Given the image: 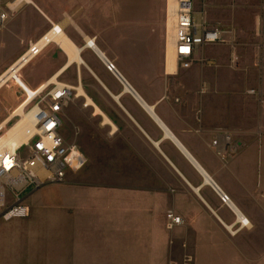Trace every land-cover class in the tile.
I'll use <instances>...</instances> for the list:
<instances>
[{"label":"crops","instance_id":"1","mask_svg":"<svg viewBox=\"0 0 264 264\" xmlns=\"http://www.w3.org/2000/svg\"><path fill=\"white\" fill-rule=\"evenodd\" d=\"M33 7L49 30L58 23ZM46 32L30 38L19 57ZM73 40L83 47L84 41ZM84 57L89 64L94 59L97 68H92L101 73L96 55ZM92 68L89 72L107 90ZM205 76L194 75L207 86ZM256 77L253 69L229 70L214 80L220 89L217 123L208 121L212 107L207 97H200L198 107L190 105L198 90L179 103L166 95L143 98L159 121L124 88L112 92L120 94V101H114L125 121L106 125L109 145L122 140L131 148L125 149L122 183L102 188L71 178L28 190L23 200L30 216L0 223V264H185L186 255L192 264H264V107L248 85ZM224 134L231 136V146L217 150L212 143ZM114 172L110 167V175ZM169 211L183 220L173 230L167 229ZM238 218L247 220L248 227L239 230Z\"/></svg>","mask_w":264,"mask_h":264},{"label":"rangeland","instance_id":"2","mask_svg":"<svg viewBox=\"0 0 264 264\" xmlns=\"http://www.w3.org/2000/svg\"><path fill=\"white\" fill-rule=\"evenodd\" d=\"M30 1L42 8L54 22L65 23V31L74 43V38L84 41V45L87 37L95 40L111 64L147 101L166 95L167 98L171 97L174 103H179L180 98L188 100L191 92L198 90V99L191 100L190 105L196 102L198 107L200 97H207L212 107L208 121L217 123L220 121V89L214 80H218L222 73L229 70L249 72L253 69L257 77L254 83L248 85L257 93H264V63L261 59L264 46V0H194L196 20L207 28H219L224 34V41L206 46L200 51V59L199 53L193 66L190 69H179L176 76H168L165 73L168 0ZM15 11L6 28L0 32L3 37H0V75L24 54L19 57L28 47L30 38L50 28L44 16L32 5L24 3ZM89 52L93 53L87 50L83 54L86 62L84 56ZM89 61L91 65L88 62L87 64L91 68H97L94 59L93 62ZM65 62V55L53 44L14 76L5 85L7 95L0 94V120L8 117L15 106L45 84ZM99 66L100 75L93 68L92 70L105 84L108 92L112 95L122 91L123 86L106 65L99 61ZM77 68L74 66L61 78L62 84L76 87L80 74L87 95L100 109L112 121H125L120 106L89 70L85 66ZM196 74L199 77L207 75L204 77L207 86L194 77ZM234 80L233 78L232 81ZM50 90L51 88H48L37 101ZM184 92L187 93L186 97L182 96ZM115 94L113 95H120ZM253 97L256 103L262 106L257 98ZM85 103L83 98L75 99L68 104L63 114V133L67 142L79 146L89 159L82 171L69 174L67 180L72 178L85 185L102 188H107L113 183L118 185L122 183L125 173V149L127 147L131 151V148L122 140H112L110 147L108 128L102 126V119L94 116V110L91 107L86 108ZM123 103L121 99V104ZM135 104L141 109L136 102ZM196 113L197 118L201 119V112L197 109ZM15 122L5 128L0 136ZM110 167H115L116 176L110 175ZM1 221L2 219L0 223ZM189 257L185 256V264Z\"/></svg>","mask_w":264,"mask_h":264},{"label":"built area","instance_id":"3","mask_svg":"<svg viewBox=\"0 0 264 264\" xmlns=\"http://www.w3.org/2000/svg\"><path fill=\"white\" fill-rule=\"evenodd\" d=\"M15 1L0 0V32L16 13L10 7ZM194 9V0H176L174 44L180 69H190L202 48L224 41V34L219 28H207L196 20ZM261 59L264 63V46ZM107 69L112 72L115 68L113 65H107ZM50 88L51 90L37 101L42 94L38 96L31 108L35 113V132L28 144L17 150L0 149V219L4 221L26 219L30 216V208L23 200L25 192L46 185L65 183L69 174L82 171L89 163L83 150L75 144H69L63 133L65 108L71 101L82 97H78L67 84L52 85ZM250 94L258 96L264 107V95L254 90ZM85 107L90 108L87 103ZM212 145L217 150L230 147L231 136L224 134L217 137ZM219 196L224 204L229 205V198L225 194ZM166 218L168 230L183 224L182 218L171 211L167 213ZM237 220L239 230L248 227L247 220ZM230 231L231 234H236V231ZM186 264H192L190 257Z\"/></svg>","mask_w":264,"mask_h":264},{"label":"bare ground","instance_id":"4","mask_svg":"<svg viewBox=\"0 0 264 264\" xmlns=\"http://www.w3.org/2000/svg\"><path fill=\"white\" fill-rule=\"evenodd\" d=\"M33 5L37 7L30 0H16L12 3L10 7L16 10V8L22 4ZM38 8V7H37ZM39 9V8H38ZM176 0H168V41L166 44V56H165V73L168 76H174L177 74L178 69H180L175 56V44H174V23H175V13ZM56 45L63 52L66 57V62L60 70L51 76V78L43 84L37 91H35L31 96H29L21 104L15 106L13 112L3 121L0 126V133L4 131L10 124L15 122L11 128L7 129L5 133L0 136V149L9 148L12 150H17L18 148L24 147L28 144L30 139L33 137L35 132L34 128V111H32V106L39 95L43 94L52 85H63L61 78L66 75L74 66L78 68L81 66L89 65L85 62L83 58V52L86 49L91 50L105 65H112L106 54L98 46L95 40L87 37L85 45L83 47L77 46L67 35L65 31V23H54L51 29L45 33L37 42L33 43L30 49L22 56V58L16 62L11 68L0 78V94H6L5 85L18 73H20L24 68H26L32 61H34L46 48L50 45ZM107 61L110 64H107ZM179 67V68H178ZM77 68V69H78ZM90 68V67H89ZM88 68V69H89ZM115 68V67H114ZM91 70V69H90ZM113 75L122 84L125 93L132 95L136 101L145 109V112L154 120L159 121V119L154 115V107L148 105L146 101L141 97L137 90L124 78V76L116 68L112 71ZM129 84L127 85L123 79ZM98 79V78H97ZM103 85V84H102ZM72 91L77 93L78 97L85 99L87 107H91L95 115L102 119L103 125H109L111 119L100 109V107L92 100L86 93L82 85V76L78 74V85L74 88L68 85ZM132 89H134L137 94L143 99L141 101L138 96H136ZM123 94V93H122ZM8 97V96H7ZM113 97V96H112ZM115 101H120V97H113ZM10 101V100H9ZM145 101V102H144ZM11 102V101H10ZM9 102V103H10ZM147 104V105H146ZM156 114V113H155ZM160 124V123H159ZM209 181V180H208ZM210 182V181H209Z\"/></svg>","mask_w":264,"mask_h":264},{"label":"water","instance_id":"5","mask_svg":"<svg viewBox=\"0 0 264 264\" xmlns=\"http://www.w3.org/2000/svg\"><path fill=\"white\" fill-rule=\"evenodd\" d=\"M107 64H110V62L107 61ZM122 79H123V78H122ZM123 81H125V83H126L127 85H129V84L126 82V80L123 79ZM132 91H133V93H134L136 96L139 97V99H140L141 101H143V100L141 99V97L137 94V92H136L134 89H132ZM182 149H183V148H182ZM187 155H189V154L187 153ZM189 156H190V155H189ZM205 176L208 178V180L211 182V184H213V186H215V188H216V190L218 191V193L223 194V193L218 189V187L215 185V183H213L212 180H211L206 174H205Z\"/></svg>","mask_w":264,"mask_h":264}]
</instances>
